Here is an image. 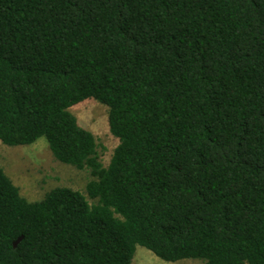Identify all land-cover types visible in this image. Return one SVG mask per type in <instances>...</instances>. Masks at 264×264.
<instances>
[{
  "label": "trees",
  "instance_id": "16d2710c",
  "mask_svg": "<svg viewBox=\"0 0 264 264\" xmlns=\"http://www.w3.org/2000/svg\"><path fill=\"white\" fill-rule=\"evenodd\" d=\"M42 137L91 180L29 202L0 167V264H264V0H0V142Z\"/></svg>",
  "mask_w": 264,
  "mask_h": 264
},
{
  "label": "rangeland",
  "instance_id": "374dc122",
  "mask_svg": "<svg viewBox=\"0 0 264 264\" xmlns=\"http://www.w3.org/2000/svg\"><path fill=\"white\" fill-rule=\"evenodd\" d=\"M78 123L92 133L103 166L109 162L117 141L108 130V109L95 100H87L69 109ZM0 167L29 202L41 201L55 188L66 187L85 194L91 180L87 170H77L58 162L52 156L46 140L39 138L29 146L9 147L0 142ZM132 264H203L197 260L165 263L143 247H137Z\"/></svg>",
  "mask_w": 264,
  "mask_h": 264
},
{
  "label": "water",
  "instance_id": "95a60500",
  "mask_svg": "<svg viewBox=\"0 0 264 264\" xmlns=\"http://www.w3.org/2000/svg\"><path fill=\"white\" fill-rule=\"evenodd\" d=\"M17 241H18V240H17ZM17 241L13 243V246H14V247L16 246V244H17Z\"/></svg>",
  "mask_w": 264,
  "mask_h": 264
}]
</instances>
